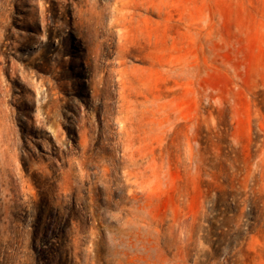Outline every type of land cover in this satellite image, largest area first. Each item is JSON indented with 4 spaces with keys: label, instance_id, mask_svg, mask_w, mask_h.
<instances>
[{
    "label": "rangeland",
    "instance_id": "obj_1",
    "mask_svg": "<svg viewBox=\"0 0 264 264\" xmlns=\"http://www.w3.org/2000/svg\"><path fill=\"white\" fill-rule=\"evenodd\" d=\"M0 264H264V0H0Z\"/></svg>",
    "mask_w": 264,
    "mask_h": 264
}]
</instances>
